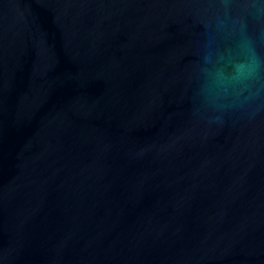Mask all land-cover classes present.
<instances>
[{
  "label": "water",
  "instance_id": "water-1",
  "mask_svg": "<svg viewBox=\"0 0 264 264\" xmlns=\"http://www.w3.org/2000/svg\"><path fill=\"white\" fill-rule=\"evenodd\" d=\"M0 264H264V0H0Z\"/></svg>",
  "mask_w": 264,
  "mask_h": 264
}]
</instances>
